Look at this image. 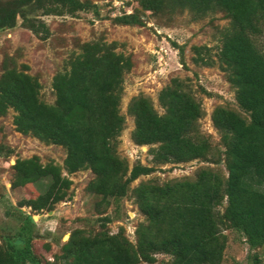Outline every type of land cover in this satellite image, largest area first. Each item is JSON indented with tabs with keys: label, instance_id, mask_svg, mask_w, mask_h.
Here are the masks:
<instances>
[{
	"label": "trees",
	"instance_id": "obj_1",
	"mask_svg": "<svg viewBox=\"0 0 264 264\" xmlns=\"http://www.w3.org/2000/svg\"><path fill=\"white\" fill-rule=\"evenodd\" d=\"M137 8L112 19L119 25L140 26L141 16L188 11L194 18L220 12L228 26L220 32L216 60L234 92L236 110L216 106L210 113L222 151L216 158L208 139L199 132L201 105L171 79L157 94L158 114L142 95L126 106L132 117L131 139L150 146L153 166L128 167L117 151L124 117L119 112L123 77L131 68L128 56L115 52L114 43L85 42L64 71L51 80L53 102L39 99L40 85L27 66L4 60L0 70V116L13 112L14 130L64 150L62 166L41 164L32 156L15 159L10 167V189L48 182L33 198L17 201L20 220L16 230L0 236V264H42L32 251L33 214L49 212L68 195L67 177L88 170L85 191L96 196V208L132 197L142 221L131 242L119 228L109 233L108 216L98 218L100 229L88 233L75 228L54 255L57 264H153L156 255L167 264H221L226 248L224 230L238 233L249 250L264 251V49L259 37L264 28V0H136ZM98 15L88 0H0V31L16 20L33 34L48 31L37 16ZM180 49V48H179ZM181 53V49H180ZM204 61L203 58H199ZM214 159L208 160V157ZM193 160L221 163L220 170L202 167L191 178L157 183H130L155 171L154 165L183 164ZM65 172V175H62Z\"/></svg>",
	"mask_w": 264,
	"mask_h": 264
},
{
	"label": "rangeland",
	"instance_id": "obj_2",
	"mask_svg": "<svg viewBox=\"0 0 264 264\" xmlns=\"http://www.w3.org/2000/svg\"><path fill=\"white\" fill-rule=\"evenodd\" d=\"M83 1V0H81ZM96 4L98 15L91 12H78L74 16L40 15L48 31L42 35L33 34L23 27L20 19L13 27L0 31V70L4 60L13 62L19 69L27 66L26 72L39 83V99L46 104L53 102L51 80L56 72L67 68L68 59L80 52L79 46L85 42L103 41L114 43L115 52L128 56L131 68L125 73L119 112L124 117L123 129L117 138L116 151L127 161L128 167L139 163L153 166L148 153L150 146H136L131 139L132 117L127 115L126 106L131 98L138 95L147 97L154 110L162 113L157 103L158 92L169 84L171 79L183 82L185 89L201 105L203 115L199 119V132L210 144L215 158L222 151L219 135L212 127L210 113L216 106L237 109L233 89L229 86L225 73L220 69L216 53L219 48L220 32L228 26L222 13H208L194 18L188 11L171 15L144 13L142 25L128 26L112 22L122 13H130L137 8L136 0H88ZM259 46L264 49V28L259 37ZM181 53H180V49ZM203 58V62L199 58ZM13 112L8 110L0 116V236L12 234L20 220L15 206L23 198H33L47 184L44 179L35 186L23 189H10V167L15 159L38 158L43 165L52 163L62 166L64 150L59 146L44 144L34 137L23 136L14 130ZM214 156L208 157V160ZM206 160H193L181 164L154 165L155 171L140 175L130 183V188L140 181L152 180L162 183L169 180L191 178L196 170L210 167L223 172L221 163ZM65 175V172H62ZM71 180L66 199L54 205L50 214H31L35 222L32 251L42 264H57L54 255L60 244L67 240L72 229L80 228L88 233L100 229L98 218L108 216L105 224L109 233L119 228L133 242V230L142 217L137 212L132 197L111 201L105 208H96L98 198L85 191L91 178L88 170H79L67 176ZM226 248L221 264H264L262 248L249 250L242 237L232 230H224ZM0 241L2 239L0 238ZM169 258L156 255L153 264H167Z\"/></svg>",
	"mask_w": 264,
	"mask_h": 264
},
{
	"label": "water",
	"instance_id": "obj_3",
	"mask_svg": "<svg viewBox=\"0 0 264 264\" xmlns=\"http://www.w3.org/2000/svg\"><path fill=\"white\" fill-rule=\"evenodd\" d=\"M51 212L49 211L48 214H50Z\"/></svg>",
	"mask_w": 264,
	"mask_h": 264
}]
</instances>
